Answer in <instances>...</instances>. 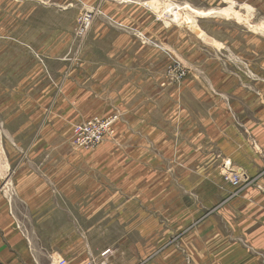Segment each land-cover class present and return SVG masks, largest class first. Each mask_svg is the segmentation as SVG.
Wrapping results in <instances>:
<instances>
[{
  "label": "crops",
  "instance_id": "obj_1",
  "mask_svg": "<svg viewBox=\"0 0 264 264\" xmlns=\"http://www.w3.org/2000/svg\"><path fill=\"white\" fill-rule=\"evenodd\" d=\"M145 64L89 56L83 61L85 79L98 89L83 91V99L93 103L80 116H118L112 133L94 152L3 159L7 178L0 192V264H55L59 257L69 264H86L91 258L115 264L120 248L91 247V229H105L106 220L135 197H150L151 208L155 197L174 195L180 196L179 211L197 216L200 231L217 235L222 223L231 228L226 249L210 253L209 260L264 264V126L252 124L255 148L241 127L249 131V121L233 105L234 89L243 92L244 78L239 88L233 72L213 68L209 76L190 77L176 90L162 89L147 60ZM246 65L250 67L249 60ZM245 82L250 83L248 78ZM50 113L37 126L19 124L17 132L27 124L30 132L52 130L56 125L46 123ZM45 138H35V146ZM16 141L21 147L19 137ZM223 157L257 185L238 192L223 185L218 173ZM222 198L227 202L219 207ZM120 260L135 264L137 256Z\"/></svg>",
  "mask_w": 264,
  "mask_h": 264
},
{
  "label": "rangeland",
  "instance_id": "obj_2",
  "mask_svg": "<svg viewBox=\"0 0 264 264\" xmlns=\"http://www.w3.org/2000/svg\"><path fill=\"white\" fill-rule=\"evenodd\" d=\"M88 56L96 61L138 59L145 68L147 60L162 89L176 90L190 77L209 76L213 68L233 72L239 88L244 78L243 92L234 89L233 105L243 110L250 132L242 130L257 148L252 124L264 126V0H0V192L7 178L3 159L92 153L102 143L84 148L73 142L74 126L88 120L80 116L81 109L93 103L83 99V91L98 89L84 76ZM18 110L21 114L13 116ZM50 111L46 123L56 125L52 130L30 132L27 124L17 132L21 123H44ZM43 135L47 138L37 148L35 138ZM18 137L21 147L15 146ZM226 163L244 173L238 187L226 180ZM218 173L235 192L257 185L226 157ZM179 198L155 197L150 208V197H135L106 220L105 229H91V247L120 248L115 264L133 254L135 264H222L208 258L226 249L231 228L222 223L217 235L200 231L193 212L178 210ZM226 202L220 199L219 207Z\"/></svg>",
  "mask_w": 264,
  "mask_h": 264
},
{
  "label": "built area",
  "instance_id": "obj_3",
  "mask_svg": "<svg viewBox=\"0 0 264 264\" xmlns=\"http://www.w3.org/2000/svg\"><path fill=\"white\" fill-rule=\"evenodd\" d=\"M116 120V116L107 118L88 119L83 123L74 126L73 142L75 145L84 148H92L98 146L105 137L112 133V125ZM225 178L233 186L238 187L241 184L244 173L238 168H229V163L225 165ZM106 252L101 255L105 256ZM55 264H69L63 257L56 259ZM86 264H108L105 259L89 260Z\"/></svg>",
  "mask_w": 264,
  "mask_h": 264
},
{
  "label": "bare ground",
  "instance_id": "obj_4",
  "mask_svg": "<svg viewBox=\"0 0 264 264\" xmlns=\"http://www.w3.org/2000/svg\"><path fill=\"white\" fill-rule=\"evenodd\" d=\"M201 14V13H200ZM201 15H204V14H201ZM205 16V15H204Z\"/></svg>",
  "mask_w": 264,
  "mask_h": 264
}]
</instances>
